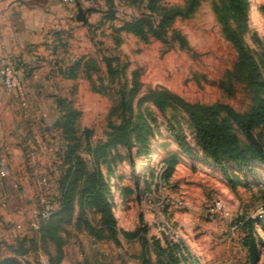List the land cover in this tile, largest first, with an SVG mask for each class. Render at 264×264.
I'll return each instance as SVG.
<instances>
[{
	"label": "rangeland",
	"instance_id": "1",
	"mask_svg": "<svg viewBox=\"0 0 264 264\" xmlns=\"http://www.w3.org/2000/svg\"><path fill=\"white\" fill-rule=\"evenodd\" d=\"M186 1L167 0L179 8ZM249 1L254 9L243 30L226 0H199L194 13L177 19L163 39L148 40L117 31L148 16L147 4L61 1L66 21L53 30L45 64L21 74L25 103L0 83V262L15 257L30 264H264V164L253 163L245 174L228 168L242 183L233 189L196 146L181 109L171 104L159 110L143 100L167 91L188 103L216 106L219 119L245 145L233 116L249 113L255 88L239 70L238 49L224 30L239 34L264 82V0ZM79 10L86 23L77 21ZM82 57L88 63L68 76L69 66ZM68 108L76 119L64 127ZM115 127L129 137V147H105ZM171 128L186 136L194 159L180 149ZM253 133L264 148V124ZM94 147H104L95 161ZM73 149L90 173L101 175L114 234L101 227L94 208H83L92 228L77 222L79 195L72 222L54 243L40 229L60 209ZM172 156L177 161L163 177Z\"/></svg>",
	"mask_w": 264,
	"mask_h": 264
},
{
	"label": "trees",
	"instance_id": "2",
	"mask_svg": "<svg viewBox=\"0 0 264 264\" xmlns=\"http://www.w3.org/2000/svg\"><path fill=\"white\" fill-rule=\"evenodd\" d=\"M77 0H75L76 2ZM133 6L147 4L146 8L149 15H143L138 19L124 22L117 31L131 34L141 40H148L151 37L155 39H163L168 29L177 19H185L190 17L199 5V0H187L183 7L170 5L167 0H123ZM233 17L238 22L243 30L248 23L250 13L249 0H226ZM152 14V15H150ZM225 36L235 45L239 52L238 67L240 71L247 74V80L252 87L255 88L253 107L248 114L243 116L234 115L233 122L243 133L246 140L245 145H241L239 139L229 131V127L223 124L219 119L220 108L216 106H204L201 104H192L177 96L167 92L159 91L151 93L144 97L143 100L153 103L159 110H164L167 106L173 104L181 109L187 116L193 130L195 132V144L198 146L207 158L222 171L229 180L233 189L242 185L238 178H233L228 172V168H233L241 174L246 171L250 172V167L253 163L264 164V148H262L254 136V129L264 124V82L261 80L260 67L253 57L248 55L243 49L239 34L225 27ZM176 37V35H175ZM84 58L76 60L73 65L68 68V76L76 72L83 64H87ZM109 71L111 64H108ZM136 90L131 91V95L135 94ZM132 101V98H131ZM130 98L126 101V111L130 110ZM118 108V106H117ZM68 115L62 116L65 118L64 127L73 125V120L76 119V113L72 108H68ZM60 124V123H57ZM115 129H117L115 127ZM175 136L176 142L180 149L190 158L196 157L195 150L189 145L186 136L183 133H178L171 128ZM117 145L129 147V137L122 134L120 129L115 130L105 147H114ZM104 147H94L91 153L94 161L97 158L98 152H101ZM69 169L62 179L60 188L62 190L60 209L46 219L42 220L40 232L44 238H50L54 243L58 241L60 231H65L66 225H69L73 220V212L76 196H81L78 204L81 213L77 218V222H84L89 228H92L89 223L87 214L83 208H94L100 216V225L105 227L107 231L114 234L115 218L111 210V204L107 201V197L100 193L101 175L95 172L88 171V165L85 160H82L76 149H73L68 158ZM177 157H173L165 166L163 177L169 175L174 168ZM230 162V164H226ZM225 163V164H224ZM92 182L87 186L81 185L86 177L91 175ZM136 186L138 185V175L133 177ZM81 192H80V191ZM110 194V192H109ZM263 223H264V206H263ZM254 222V220L250 219ZM258 222H261L258 219ZM60 246V245H59ZM23 247V243L21 244ZM26 253L27 251H23ZM58 259V258H57ZM60 259V256H59ZM0 264H30L24 263L15 257L4 258ZM149 264V263H147Z\"/></svg>",
	"mask_w": 264,
	"mask_h": 264
},
{
	"label": "crops",
	"instance_id": "3",
	"mask_svg": "<svg viewBox=\"0 0 264 264\" xmlns=\"http://www.w3.org/2000/svg\"><path fill=\"white\" fill-rule=\"evenodd\" d=\"M65 14L60 0H0V58L11 61L20 75L41 64Z\"/></svg>",
	"mask_w": 264,
	"mask_h": 264
},
{
	"label": "built area",
	"instance_id": "4",
	"mask_svg": "<svg viewBox=\"0 0 264 264\" xmlns=\"http://www.w3.org/2000/svg\"><path fill=\"white\" fill-rule=\"evenodd\" d=\"M61 1L67 5L75 4V0ZM0 83L7 92L20 97V100L25 103V92L22 77L15 65L11 61L4 58H0Z\"/></svg>",
	"mask_w": 264,
	"mask_h": 264
},
{
	"label": "water",
	"instance_id": "5",
	"mask_svg": "<svg viewBox=\"0 0 264 264\" xmlns=\"http://www.w3.org/2000/svg\"><path fill=\"white\" fill-rule=\"evenodd\" d=\"M77 21L78 22H82V23H86V16L85 13L81 10H79V14L77 16Z\"/></svg>",
	"mask_w": 264,
	"mask_h": 264
},
{
	"label": "bare ground",
	"instance_id": "6",
	"mask_svg": "<svg viewBox=\"0 0 264 264\" xmlns=\"http://www.w3.org/2000/svg\"><path fill=\"white\" fill-rule=\"evenodd\" d=\"M252 4H250V11H251V9H254V4L253 5Z\"/></svg>",
	"mask_w": 264,
	"mask_h": 264
}]
</instances>
